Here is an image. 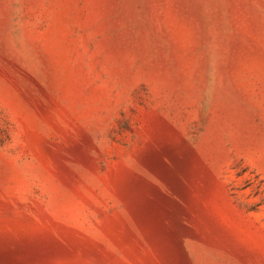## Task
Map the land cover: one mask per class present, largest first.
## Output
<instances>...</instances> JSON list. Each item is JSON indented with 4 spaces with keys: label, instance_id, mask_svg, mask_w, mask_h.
Returning <instances> with one entry per match:
<instances>
[{
    "label": "rangeland",
    "instance_id": "1",
    "mask_svg": "<svg viewBox=\"0 0 264 264\" xmlns=\"http://www.w3.org/2000/svg\"><path fill=\"white\" fill-rule=\"evenodd\" d=\"M0 264H264V0H0Z\"/></svg>",
    "mask_w": 264,
    "mask_h": 264
}]
</instances>
